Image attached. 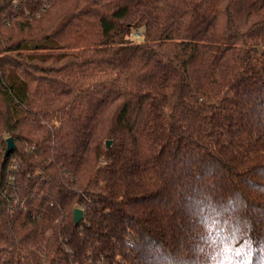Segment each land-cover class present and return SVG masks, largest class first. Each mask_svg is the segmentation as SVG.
<instances>
[{"label":"trees","instance_id":"1","mask_svg":"<svg viewBox=\"0 0 264 264\" xmlns=\"http://www.w3.org/2000/svg\"><path fill=\"white\" fill-rule=\"evenodd\" d=\"M0 264H264V0H0Z\"/></svg>","mask_w":264,"mask_h":264},{"label":"built area","instance_id":"2","mask_svg":"<svg viewBox=\"0 0 264 264\" xmlns=\"http://www.w3.org/2000/svg\"><path fill=\"white\" fill-rule=\"evenodd\" d=\"M5 139V146L7 147V138ZM32 149V148H31ZM19 164H21V160L17 159L16 156H12L6 164V169L10 172L9 177L6 181V187L1 193V197L6 201L9 212L13 213L17 208H20L25 211L26 209V199L21 198L19 195L18 184L14 178L15 172L18 171Z\"/></svg>","mask_w":264,"mask_h":264},{"label":"water","instance_id":"3","mask_svg":"<svg viewBox=\"0 0 264 264\" xmlns=\"http://www.w3.org/2000/svg\"><path fill=\"white\" fill-rule=\"evenodd\" d=\"M106 144L109 145L110 144V141H107ZM15 147L16 146H15L13 140L10 139V138H8V140H7V147H6V150L4 152L5 156H8L9 153L12 150H14ZM73 213H74V216H73L74 223L77 224V223H79L82 220V217H83L82 210L79 209V208H76Z\"/></svg>","mask_w":264,"mask_h":264},{"label":"rangeland","instance_id":"4","mask_svg":"<svg viewBox=\"0 0 264 264\" xmlns=\"http://www.w3.org/2000/svg\"><path fill=\"white\" fill-rule=\"evenodd\" d=\"M136 39H138V37ZM79 209H81V208H79ZM49 235H50V232H47L46 237L49 236Z\"/></svg>","mask_w":264,"mask_h":264}]
</instances>
